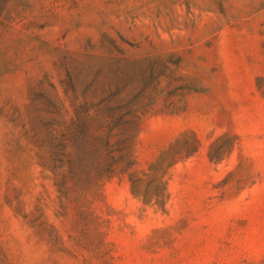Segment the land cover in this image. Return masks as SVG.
<instances>
[{
	"label": "rangeland",
	"instance_id": "1",
	"mask_svg": "<svg viewBox=\"0 0 264 264\" xmlns=\"http://www.w3.org/2000/svg\"><path fill=\"white\" fill-rule=\"evenodd\" d=\"M0 264H264V0H0Z\"/></svg>",
	"mask_w": 264,
	"mask_h": 264
},
{
	"label": "crops",
	"instance_id": "2",
	"mask_svg": "<svg viewBox=\"0 0 264 264\" xmlns=\"http://www.w3.org/2000/svg\"><path fill=\"white\" fill-rule=\"evenodd\" d=\"M181 116L178 115H163L159 118V121H163L166 123L165 126V134H168V137L170 139V142H172L173 140H175V138L178 135V122L181 120ZM145 136V130H143L141 132L140 138L143 139Z\"/></svg>",
	"mask_w": 264,
	"mask_h": 264
}]
</instances>
